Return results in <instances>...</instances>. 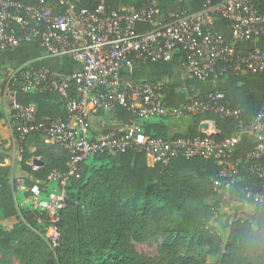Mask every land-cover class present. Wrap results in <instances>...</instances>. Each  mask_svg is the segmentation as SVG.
<instances>
[{"label":"built area","instance_id":"obj_1","mask_svg":"<svg viewBox=\"0 0 264 264\" xmlns=\"http://www.w3.org/2000/svg\"><path fill=\"white\" fill-rule=\"evenodd\" d=\"M0 0V51L25 45L49 56L70 58L76 67L61 76L27 66L0 69V103L11 120L12 159L23 157L29 138L39 135L47 144L62 147L69 156L65 173H51L34 182L26 201L38 212V222L51 250L60 242V213L65 208V187L80 178L81 166L90 157L124 154L130 149L144 153L149 167L162 168L178 160L204 159L219 168L213 191L226 194L237 184L234 154L243 135L252 138L245 175L264 177V102L250 124L227 96L214 91L189 98L171 108L162 102L164 83L125 82L123 70L136 65L167 63L178 55L185 73L200 82H214L229 75L258 76L264 73V50L246 51L224 42L211 29L215 20L225 22L231 38L245 42L264 35V0H204L198 11L180 8L163 12L162 0H151L139 9H110L104 0ZM180 2V0H178ZM53 93L66 110L64 118L37 121L35 104H21L20 94ZM124 112L130 116L100 138L89 133V117L96 113ZM214 115L231 119L236 132L219 139L214 121H203L196 136H152L143 124L151 118ZM207 124V128H200ZM32 172L39 168L31 165ZM13 190H24L23 178L13 179ZM56 184L55 191L49 185ZM246 201L264 197L253 188ZM45 217L46 219H42Z\"/></svg>","mask_w":264,"mask_h":264},{"label":"trees","instance_id":"obj_2","mask_svg":"<svg viewBox=\"0 0 264 264\" xmlns=\"http://www.w3.org/2000/svg\"><path fill=\"white\" fill-rule=\"evenodd\" d=\"M87 1L81 0V5ZM117 1L104 0V3L107 8L116 10ZM164 1L160 3L161 10ZM203 2L180 0L178 9L195 12ZM261 9L264 10V6ZM18 100L25 105L35 104L37 121L66 116L56 94L26 93L20 94ZM118 116L124 121L130 118L121 111ZM196 117L199 124L213 120L219 139L236 132V124L231 119L207 114ZM196 135L198 132L188 136ZM28 144L30 147L25 148L20 163L26 174L43 181L51 173L66 172L69 156L62 147L45 143L39 135L31 136ZM31 157L40 159L36 172L26 164ZM218 170L214 162L204 159L178 160L163 168L149 167L144 153L137 149L124 154L96 155L90 165L81 166L80 178H71L66 184L65 208L58 224V248L51 250L46 237L26 225L15 224L11 229L0 226V253L17 256L20 264H152L127 250L123 232L125 227L133 225L146 227L142 219L148 214L157 217L164 213L168 222V235L163 243L165 254L171 257L181 249L180 264H264V212L253 208L246 217L243 206L250 202L244 196L248 188L264 197V177H243L236 206L232 207L231 200L222 201V206L229 209L233 217L229 229L223 227L225 232H222L212 224L220 204L216 199L220 194L212 188ZM13 184L10 169L0 166V225L12 218L19 219L21 212L29 213L32 217L28 219L29 224L38 225L44 234L38 212L26 201L33 182L27 181L20 192L13 190ZM257 219L259 229L255 227Z\"/></svg>","mask_w":264,"mask_h":264},{"label":"crops","instance_id":"obj_3","mask_svg":"<svg viewBox=\"0 0 264 264\" xmlns=\"http://www.w3.org/2000/svg\"><path fill=\"white\" fill-rule=\"evenodd\" d=\"M178 2V0H171L170 2L165 0L162 3V11L167 13L177 10ZM211 29L224 42L232 44L240 50L246 51L254 48L264 50V35L250 41H235L231 38L228 25L220 20H215ZM20 66H27L33 70L47 68L61 76H70L76 70L75 64L70 58L49 56L30 45L13 50L0 51V69ZM133 69H135V75L132 77ZM132 71L127 76H123V81L164 83L167 89L163 93L162 102L171 108L183 105L189 98L203 97L211 92L219 91L227 96L234 107L241 110L243 122L248 125L264 102V73L258 76L229 75L214 82H200L185 73L180 65L178 55H174L167 63L136 65L132 68ZM123 122H125L124 118L118 116V112L116 114L106 112L92 114L89 117L90 136L92 138H100L107 132L119 127ZM198 124L196 116L187 115L168 124L158 121L144 122L143 128L148 135L175 137L194 135L198 132ZM11 126L12 120L4 112L0 103V166L8 167L13 179L23 178L26 182L33 183L39 181L31 174H26L22 171L20 166L22 158L12 159L10 154L12 145ZM29 147L30 145L28 144L27 148ZM251 149L252 138L248 135H243L234 154V164L238 171L237 184L227 193L232 200L239 201L243 187V177L245 176V165ZM30 151L33 152L34 149L30 148ZM1 153H7V156ZM34 161H40V159L31 157L26 164L30 166Z\"/></svg>","mask_w":264,"mask_h":264},{"label":"rangeland","instance_id":"obj_4","mask_svg":"<svg viewBox=\"0 0 264 264\" xmlns=\"http://www.w3.org/2000/svg\"><path fill=\"white\" fill-rule=\"evenodd\" d=\"M150 2V0H118L117 1V8L116 9H139L142 6L147 5ZM170 2V1H169ZM166 3V2H165ZM184 5V4H183ZM174 6V5H173ZM179 8L180 5H177ZM183 7V6H181ZM164 9V7H163ZM135 75V69L132 71V77ZM130 77V78H132ZM175 122L176 119L173 118H151L148 119L147 122ZM4 156H7V153H1ZM94 157H90L88 160L84 162L85 165H90L93 162ZM56 190V184L51 183L49 185V191H55ZM217 201L220 200V204L218 206V210L213 218V226L214 228H219V230L223 231V227L226 228V230L229 229V223L233 220V217H231L232 213L229 211V209L224 208L222 206L223 200H231L232 207L236 206V204H239V201H235L230 199L228 195L226 194H220L216 197ZM194 200L192 201V204H194ZM244 206V212L245 216L249 217V215L252 213L253 205L250 204V202H245L243 204ZM31 215L29 213H20L19 219H10L8 221L2 222L0 226L4 227L5 229H11L15 224L20 225H26L28 228H30L32 231H34L36 234L38 233L41 236L45 235L42 233V229L38 227V225L31 226L28 222V219H30ZM32 218V217H31ZM144 223H146V227L142 228L137 225H133V227L130 228H124L123 237L126 243V248L129 252H131L133 255L146 260L149 263L152 264H168L170 261L174 264H180L181 257L183 256V252L180 251L176 255H171V257H167L165 254V250L163 247V243L167 238L168 232V222L165 217V214L162 213L161 215L157 217H153L152 214H148L147 216H144L142 219ZM225 233H223V240H225ZM0 264H20V258L17 256H3L0 253Z\"/></svg>","mask_w":264,"mask_h":264},{"label":"clouds","instance_id":"obj_5","mask_svg":"<svg viewBox=\"0 0 264 264\" xmlns=\"http://www.w3.org/2000/svg\"><path fill=\"white\" fill-rule=\"evenodd\" d=\"M250 203L253 204L254 208L259 209L260 212H264V202H262L261 199L256 198L254 201H250ZM253 215L255 216L257 214L253 213ZM255 227L257 229L260 228V222L258 219L255 221Z\"/></svg>","mask_w":264,"mask_h":264},{"label":"water","instance_id":"obj_6","mask_svg":"<svg viewBox=\"0 0 264 264\" xmlns=\"http://www.w3.org/2000/svg\"><path fill=\"white\" fill-rule=\"evenodd\" d=\"M129 72H130V70H129V68L128 67H126L124 70H123V73H125V74H129ZM207 128L208 127V125L207 124H202L201 126H200V128ZM34 162H37L39 165L41 164V162L40 161H34Z\"/></svg>","mask_w":264,"mask_h":264}]
</instances>
